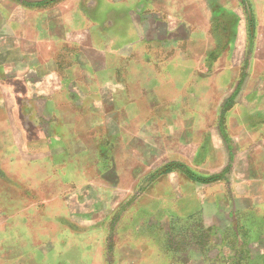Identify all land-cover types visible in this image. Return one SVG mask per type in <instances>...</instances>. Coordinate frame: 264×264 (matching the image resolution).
I'll use <instances>...</instances> for the list:
<instances>
[{
  "label": "crops",
  "instance_id": "crops-1",
  "mask_svg": "<svg viewBox=\"0 0 264 264\" xmlns=\"http://www.w3.org/2000/svg\"><path fill=\"white\" fill-rule=\"evenodd\" d=\"M247 2L0 0L1 95L65 126L58 143L97 139L85 186L134 222L118 264H264V0Z\"/></svg>",
  "mask_w": 264,
  "mask_h": 264
},
{
  "label": "rangeland",
  "instance_id": "rangeland-1",
  "mask_svg": "<svg viewBox=\"0 0 264 264\" xmlns=\"http://www.w3.org/2000/svg\"><path fill=\"white\" fill-rule=\"evenodd\" d=\"M1 94L0 264H118L134 222L85 186L97 139L58 143L56 128L65 126ZM37 117L45 133L31 136Z\"/></svg>",
  "mask_w": 264,
  "mask_h": 264
}]
</instances>
